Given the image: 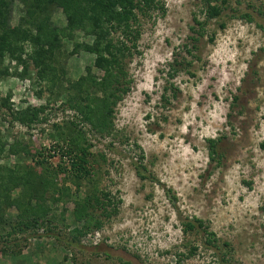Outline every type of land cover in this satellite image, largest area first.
Instances as JSON below:
<instances>
[{"label":"rangeland","instance_id":"rangeland-1","mask_svg":"<svg viewBox=\"0 0 264 264\" xmlns=\"http://www.w3.org/2000/svg\"><path fill=\"white\" fill-rule=\"evenodd\" d=\"M163 2L164 14L144 21L141 55L130 65L134 84L115 113L117 140L111 149L105 148L109 140L93 142L92 152L106 158L97 171L99 192H109L113 203L120 202L118 214L81 236L82 247L46 237L30 239L0 252V264H264V0H226L221 16L207 23L196 43V59L189 68L193 76L179 72L173 80L177 98L168 105L158 99L166 80L159 70L176 55L185 57L184 45L190 44V36L196 37L193 18L203 20L204 11L200 0ZM241 14L250 15L252 22L238 18ZM20 16L16 2L12 26ZM53 22L65 25L61 9L55 10ZM212 34L214 41L209 42ZM65 49L60 64L66 78L75 81L94 57L83 51L70 55L71 42ZM0 69L9 74L0 77V97L11 107L46 103L44 82L35 74L18 77L23 64L6 56ZM172 92L169 89L167 96ZM65 98L63 94L51 101L49 121L28 131L10 124L0 110L2 136L7 143L22 139L32 152L52 150L56 139L51 125L63 128L74 115ZM218 137L220 163H209L206 140ZM140 154L153 181H140L134 171L132 161ZM16 161L13 156L7 159L10 166ZM52 162H59L58 157ZM65 186L69 197L57 207L48 204V219H55L71 240L84 226L83 221L74 222L71 213L87 187L76 191L72 183ZM4 215L12 220L16 211ZM194 219L201 220L205 230L184 233L183 223Z\"/></svg>","mask_w":264,"mask_h":264},{"label":"trees","instance_id":"trees-1","mask_svg":"<svg viewBox=\"0 0 264 264\" xmlns=\"http://www.w3.org/2000/svg\"><path fill=\"white\" fill-rule=\"evenodd\" d=\"M200 1L204 19L193 18L191 31L196 37L190 36V44L183 47L185 57L190 56L191 59L176 55L159 70V74L166 78L163 92L158 96L164 105L177 98L178 89L174 87L173 80L179 72L185 70L193 76L189 68L196 59L193 56L197 51L196 43L203 37L207 23L221 16V6L226 4V0ZM16 2L21 6V16L18 24L12 26L11 15ZM56 9H61L64 26L53 22ZM164 12L163 0H0V66L6 56L16 60L23 64L18 77L30 79L35 74L39 81L45 83L44 91L49 94L44 105L26 106L19 110L11 107L8 99L0 97V110L5 112L2 118L9 120L10 124L18 123L27 131L32 130L34 126L49 121L46 111L50 102L63 94L67 109L74 113L72 121L63 128L56 129L55 124L51 125L55 130L53 139H56L52 150L32 152L22 139L7 143L0 129L1 253L7 252L11 246H19L21 242L42 237L71 247H82L79 242L81 236L91 229H99L104 220L118 214L120 202L113 203L109 192H99L97 171L99 162L106 163V158L102 152H92L93 142L109 140L106 149L115 144L119 134L114 124L115 113L134 84L130 65L141 55L139 42L144 21L155 13ZM237 17L252 22L248 14ZM220 27L223 28V24ZM80 37L82 42L78 40ZM214 38L215 34H212L209 42ZM67 42L73 43L70 55L83 51L94 57L75 81L66 78L67 71L60 64ZM25 50L26 59L22 60ZM8 75L7 69H0V77ZM169 89L173 92L167 96ZM42 93L41 89L38 95ZM232 100L237 101V97ZM2 118L0 123L4 122ZM145 118L149 120L150 114ZM220 141V137L206 140L209 163H220ZM11 156L17 160L13 166L7 163ZM55 157L59 160L56 164L52 162ZM144 160V154H140L132 161L134 171L140 181H153ZM67 183H72L76 191L84 184L87 187L84 199L75 202L71 213L72 220L83 221L84 226L75 231L71 240L57 228L55 219H48L52 212L48 204L57 207L64 197H69L65 188ZM10 209L16 211L12 220L4 215ZM98 211L99 214L96 213ZM197 228L205 230L201 220L183 223L184 233ZM41 229L42 234L39 232ZM208 235L215 241L213 234ZM207 243L211 245V240ZM66 259L64 257L63 260ZM221 261L220 264L223 263Z\"/></svg>","mask_w":264,"mask_h":264}]
</instances>
